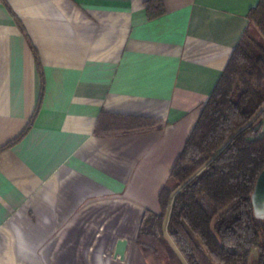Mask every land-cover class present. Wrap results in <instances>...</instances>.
I'll return each mask as SVG.
<instances>
[{"label": "crops", "instance_id": "1", "mask_svg": "<svg viewBox=\"0 0 264 264\" xmlns=\"http://www.w3.org/2000/svg\"><path fill=\"white\" fill-rule=\"evenodd\" d=\"M258 2L0 0V264H147L144 217ZM111 114L165 126L99 134Z\"/></svg>", "mask_w": 264, "mask_h": 264}, {"label": "trees", "instance_id": "2", "mask_svg": "<svg viewBox=\"0 0 264 264\" xmlns=\"http://www.w3.org/2000/svg\"><path fill=\"white\" fill-rule=\"evenodd\" d=\"M161 12L159 4L150 15ZM248 17L160 190V212L144 217L136 242L147 264H248L255 247L260 248L259 264H264V218L256 216L252 202L264 169V0ZM37 111L14 140L31 126ZM108 117L105 125L98 123L101 135L165 126L154 117Z\"/></svg>", "mask_w": 264, "mask_h": 264}, {"label": "water", "instance_id": "3", "mask_svg": "<svg viewBox=\"0 0 264 264\" xmlns=\"http://www.w3.org/2000/svg\"><path fill=\"white\" fill-rule=\"evenodd\" d=\"M252 202L254 206V212L258 218H264V169L258 176L254 193L252 196ZM128 244L127 239H119L115 251V256L121 259L125 256L126 246Z\"/></svg>", "mask_w": 264, "mask_h": 264}, {"label": "rangeland", "instance_id": "4", "mask_svg": "<svg viewBox=\"0 0 264 264\" xmlns=\"http://www.w3.org/2000/svg\"><path fill=\"white\" fill-rule=\"evenodd\" d=\"M261 136L264 135V125L262 126V130L260 133ZM259 257H260V248L255 247L251 251V255L249 258V263L248 264H259Z\"/></svg>", "mask_w": 264, "mask_h": 264}]
</instances>
